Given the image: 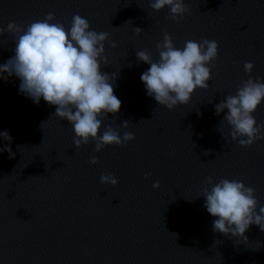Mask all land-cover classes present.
<instances>
[{
    "label": "water",
    "instance_id": "1",
    "mask_svg": "<svg viewBox=\"0 0 264 264\" xmlns=\"http://www.w3.org/2000/svg\"><path fill=\"white\" fill-rule=\"evenodd\" d=\"M184 2L190 14L177 23L149 0H0V65L15 55L10 22L26 29L51 13L50 23L68 29L79 15L109 34L100 70L116 74L122 103L100 134L110 125L135 136L126 147L77 149L72 125L51 119L55 106L34 103L15 75L0 74V133L10 137L0 135V264H264V231L253 224L247 239L213 231L202 196L225 178L255 189L257 212L264 206V139L241 147L223 121L227 109L215 113L243 81L264 78V0ZM165 33L177 48L204 39L219 46L209 88L171 110L146 94L140 77L150 65L136 55L158 61ZM245 62L254 64L250 74ZM253 115L264 124V102ZM104 174L117 185L102 184Z\"/></svg>",
    "mask_w": 264,
    "mask_h": 264
},
{
    "label": "clouds",
    "instance_id": "2",
    "mask_svg": "<svg viewBox=\"0 0 264 264\" xmlns=\"http://www.w3.org/2000/svg\"><path fill=\"white\" fill-rule=\"evenodd\" d=\"M170 8V18L177 23L190 14L184 0H149V7L155 11ZM53 14L43 21L31 23L27 28L15 22L7 25V31L18 36L15 40V55L0 65V74L15 75L19 81V93L39 104L43 99L49 106H55L52 118L67 120L73 127V144L78 149L93 142L95 152L106 146L126 147L135 136L127 131L121 132L110 125L100 130L103 121L111 113L115 116L121 101L114 94L113 81L116 74L101 72V65L107 64L104 56V42L108 33L90 30L86 18L75 15L71 27L66 29L61 23H50ZM140 35L142 29H134ZM5 29L0 28V34ZM112 47H116L115 42ZM218 42L204 39L200 42L188 40L183 48L174 46L172 38L165 33L163 41L157 44L159 60L153 61L147 51L136 53L139 61L150 67L141 75L146 94L160 106L169 110L180 104H188L197 88L208 89L211 67L218 58ZM252 62L244 63V71L251 73ZM6 79V77H4ZM264 102V78L257 77L243 81L235 95L226 96L215 106L216 115L224 112L223 121L231 126V138L239 139L241 147H250L258 139H264V124L257 126L253 113ZM129 121L122 122L127 128ZM10 139L7 132L0 133ZM243 137H247L243 139ZM207 154V153H205ZM95 165L98 158L90 161ZM145 175V179L150 177ZM102 184L115 187L118 183L112 174L100 177ZM212 184V177L207 178ZM159 182L153 188H159ZM204 207L215 217L213 231L224 235L244 237L253 224L264 231V206L259 207L255 189L242 182L225 178L211 188H204ZM247 239L246 237H244Z\"/></svg>",
    "mask_w": 264,
    "mask_h": 264
}]
</instances>
